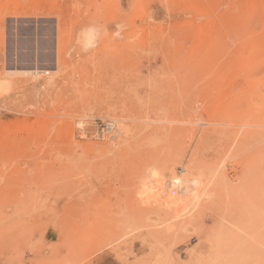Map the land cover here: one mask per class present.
Returning <instances> with one entry per match:
<instances>
[{"label": "rangeland", "instance_id": "rangeland-1", "mask_svg": "<svg viewBox=\"0 0 264 264\" xmlns=\"http://www.w3.org/2000/svg\"><path fill=\"white\" fill-rule=\"evenodd\" d=\"M0 264H264V0H0Z\"/></svg>", "mask_w": 264, "mask_h": 264}, {"label": "bare ground", "instance_id": "bare-ground-1", "mask_svg": "<svg viewBox=\"0 0 264 264\" xmlns=\"http://www.w3.org/2000/svg\"><path fill=\"white\" fill-rule=\"evenodd\" d=\"M23 74H28V73H34V74H40V73H42V71H40L39 70V68H36L35 69V71H25V72H22ZM107 124H111V126H112V130H110L108 133H106V135H104L103 137H106L107 135L109 136V134L110 133H112V132H115V130H116V125H115V123H113V122H109V123H107ZM150 187V186H149ZM146 188V187H145ZM152 189V188H151Z\"/></svg>", "mask_w": 264, "mask_h": 264}, {"label": "built area", "instance_id": "built-area-1", "mask_svg": "<svg viewBox=\"0 0 264 264\" xmlns=\"http://www.w3.org/2000/svg\"><path fill=\"white\" fill-rule=\"evenodd\" d=\"M113 128H112V126H111V124H106V126H105V128L103 129V130H105V132L107 131V132H109L110 130H112Z\"/></svg>", "mask_w": 264, "mask_h": 264}]
</instances>
